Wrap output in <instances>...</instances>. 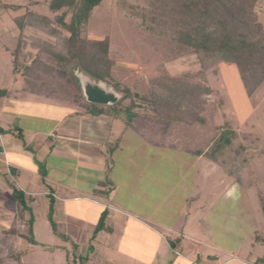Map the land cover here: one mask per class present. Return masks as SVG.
Masks as SVG:
<instances>
[{"label":"rangeland","instance_id":"rangeland-1","mask_svg":"<svg viewBox=\"0 0 264 264\" xmlns=\"http://www.w3.org/2000/svg\"><path fill=\"white\" fill-rule=\"evenodd\" d=\"M51 1L0 0V3L20 7L17 10L0 9V91L9 90L13 93L9 99L0 96V128L3 130L0 135L11 137L8 130L14 127L21 128L27 134H37L28 144L26 156L14 158L11 154L9 157L0 155V161L13 159L27 170L38 172L40 176L44 166L34 156L38 144L53 138L59 141V130H55L70 111L75 113L81 108L72 109L63 101L22 92V79H15L11 71L17 44L13 19H26L25 14L31 11L47 20H55L61 12L50 11ZM149 2L104 0L93 11L86 31L88 38H109L110 54L117 63L112 71L113 78L143 95L151 90L146 81L151 73L176 77L200 71L195 56L174 58L168 50L164 51L166 60L161 58L162 50L170 44H165V40L147 30L148 13L143 14L137 10V7L147 12L152 10ZM258 10L264 24V0L259 3ZM68 19L69 13L65 20ZM30 37L51 43L58 41V36H49L41 28L27 27L24 36L27 45L23 51L31 54L30 59L36 53V49L30 45ZM196 82L209 89L208 94L200 96L198 114L203 124L182 125L173 133L181 137L184 147L192 148L198 146L204 138L208 141L215 127L226 125L233 132L229 145L220 151L209 148L201 156H192L179 149L172 151L153 147L131 131H125L119 141L111 139L107 144V149L119 147L111 155L113 173L119 185L117 198L126 200V207L138 214V218L139 215L146 216L152 212L159 226L163 224L171 229L164 238L159 239L164 248L162 253L159 254V249H155L158 238L138 226L135 229L132 225L127 226L123 231L119 227L115 231L119 235L115 236L116 246L113 247L111 242L114 237L106 235L103 246L107 251L102 248L99 253L93 248V242H100L99 232L94 238L91 233L78 240L65 233L56 235L57 230L53 232L48 220L51 218L57 226L54 207L50 213L48 200L34 195V202H30L31 214L26 212L24 216L26 220L33 217L32 231L36 243L17 240V249L22 252L21 264H81L80 256L88 257L86 264H118L122 254L132 259H141L146 264L150 263L152 257L156 259L154 264H189L184 260L187 253H191L196 260L193 264H197L196 257H199L201 264L209 257H216V264H253L257 257H264V245L256 243V239H264V218L258 197L261 194L264 199V84L248 97L236 66L225 63H215L204 74L198 75ZM129 103L126 100L118 108L121 122L125 117L124 109ZM107 154H110L109 150ZM211 154L214 156L211 157ZM25 176L29 178L28 173ZM27 180L18 177V174L2 173L0 168V235L17 214L12 189L23 190ZM79 205L72 207L79 210V216L88 212L83 224L86 233L89 230L86 228L97 222L98 208L85 211ZM139 221L144 226L146 221ZM184 225L188 235L180 233L184 231ZM162 229L159 231L162 232ZM90 231L94 232L92 229ZM59 242L65 244L64 247H56Z\"/></svg>","mask_w":264,"mask_h":264},{"label":"trees","instance_id":"trees-1","mask_svg":"<svg viewBox=\"0 0 264 264\" xmlns=\"http://www.w3.org/2000/svg\"><path fill=\"white\" fill-rule=\"evenodd\" d=\"M103 1L52 0L49 4L50 11L61 12L55 20H47L31 11L25 14L26 19H13L17 44L13 52L11 71L15 79H22V92L63 101L72 109L80 107L75 113H70L72 116H107L114 120L120 119L118 108L128 100L130 103L124 109L125 117L122 121L124 130L133 132L153 147L179 149L188 155L201 156L209 148L220 151L229 145L233 132L226 125L215 127L209 142L204 138L198 146L192 148L184 147L181 137L174 134L173 130L182 125L203 124V119L198 114L200 96L208 94L209 89L196 82V77L204 74L215 63L236 66L248 97L264 84V24L258 10L262 0H149L152 10L147 12L137 7L141 13H148L147 30L165 40V44H170L162 50L161 58L166 60L164 51L168 50V53L171 52L169 55H174V58L192 55L196 57L200 67L196 74L185 73L176 77L162 73L156 76L151 73L146 79L151 90L145 95L132 91L113 78L112 71L117 63L110 54L109 38L86 36L93 11ZM19 8L16 5L0 3V9ZM68 13L69 19L66 21ZM27 27L41 28L49 36H58V41L51 43L30 37V45L36 49L34 57L30 59L31 54L23 51L27 45L24 38ZM74 71L82 72L92 80L112 87L121 94V99L113 106L104 107L105 109L86 103ZM8 94L9 91H0L1 97ZM8 132L28 148L25 146L21 128L14 127ZM0 133H3L1 128ZM108 150L111 154L114 149ZM212 156L214 155L211 154ZM8 174H16V169L9 167ZM45 175L43 169L42 177ZM110 188V181H106L100 185L98 192L106 197ZM11 194L16 199L14 207L17 214L0 235V264H21L22 252L16 246L18 239H24L28 244L36 243L32 231L33 217L26 220L24 216L26 212L31 214L30 202L33 199H27L26 193L18 188H13ZM258 197L264 218V199L261 194ZM48 198L51 213L54 200L50 195ZM106 216L107 211L103 210L92 238L100 231L111 232L105 226ZM48 220L55 233V223L51 218ZM256 243L264 245V239H256ZM79 259L81 264L88 262L87 256H80ZM259 263H264V257L257 259L256 264Z\"/></svg>","mask_w":264,"mask_h":264},{"label":"crops","instance_id":"crops-1","mask_svg":"<svg viewBox=\"0 0 264 264\" xmlns=\"http://www.w3.org/2000/svg\"><path fill=\"white\" fill-rule=\"evenodd\" d=\"M1 58L2 55L0 53V59ZM12 94V91H9V94L3 97L9 99ZM71 112L72 111L69 112L66 119L59 125V128L55 130H59V136H57V140L59 139V141L56 142V139L53 138L54 141L46 140L38 144V151L34 156L39 159L38 163L43 164L46 173L45 177L40 176L38 172L34 173V171L31 172V170H27L26 167L21 166L10 158L6 159V161L4 160V162H2L3 160L0 161L2 173H8V169L11 167L16 169L18 177L22 176V179H28L23 185L25 189L22 188L26 196L31 198H34V195L43 196L48 202L50 200L48 198L49 195L53 198V207L58 219L56 235L65 233L68 234V236L72 235L74 239L78 240V238H82L84 235L88 237V235L93 233L90 229L94 231L96 224L88 226V228H86L89 229L88 232H84L85 229H83V226L85 225L84 221L87 219L88 212H84L85 215L79 216L81 215L80 212H78L79 210L75 209L76 206L78 207L80 206L79 204H81V206L85 208V211H89L91 208H98L97 221L102 211H107L105 226L110 228L111 232H99V244L93 242V248L94 250L96 248V253L101 252L102 248L103 251L106 250L103 246L106 241V235L114 237L111 246H116L114 241H116L117 234L119 235V233L115 231L118 230L119 227L123 231L128 228L127 226L131 227V225L134 229L135 226H138L140 229L145 228V231L148 230L155 235V237L158 238L155 249H159V254L162 253L164 248L159 239L162 237L164 238L167 235L166 233H169L171 229H168V227L163 224L159 226V224L155 222L156 216L154 213L152 214V212L147 213L146 216L139 215L138 218V214H135V212H132L126 207V200L121 201L117 198L119 185L113 173L114 166L111 164V155L114 153L115 149L119 147L117 146L114 148L112 153L108 155L107 144L111 139L120 140L119 138H121L125 132L123 123L120 119L114 120L107 116H100L97 118L88 115L72 116L70 115ZM36 136V133L27 134L23 132L25 146L28 147V144L35 139ZM37 140H35L36 143H38ZM26 150H28V148H25L22 142L13 136L5 137L0 135V155L9 157L11 154L15 158L20 155H25ZM107 157H109V159ZM26 173L29 174V178L25 176ZM106 181H110L111 188L105 197V195L103 196V194L98 192V189L100 185H103ZM73 205L75 208L72 207ZM182 213L185 212L182 211ZM139 220H145L147 223L144 222L145 224L143 226V223ZM185 226L186 225L183 227L184 231L181 230L180 233L188 235ZM159 229H162V232H160ZM83 240H85V238ZM63 245L65 244L59 242V245L56 247H64ZM95 256L96 255H94V257ZM184 257V260L189 264L196 262L193 256H191V253L185 254ZM107 258H109V256ZM196 258L197 264H201V262H199V257ZM215 258L216 257H212L211 259L209 257L204 264H216ZM258 258L261 257H257V259ZM119 259L121 260L117 261L118 264H146L142 262L141 259H132L123 254L120 255ZM124 259L126 262L123 263ZM155 261L156 259L152 257L149 264H154Z\"/></svg>","mask_w":264,"mask_h":264},{"label":"water","instance_id":"water-1","mask_svg":"<svg viewBox=\"0 0 264 264\" xmlns=\"http://www.w3.org/2000/svg\"><path fill=\"white\" fill-rule=\"evenodd\" d=\"M86 103L98 106L110 107L115 105L121 95L102 82L92 80L86 74L74 71Z\"/></svg>","mask_w":264,"mask_h":264}]
</instances>
